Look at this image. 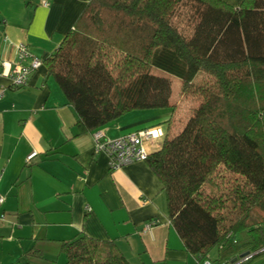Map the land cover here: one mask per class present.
<instances>
[{
  "label": "trees",
  "instance_id": "16d2710c",
  "mask_svg": "<svg viewBox=\"0 0 264 264\" xmlns=\"http://www.w3.org/2000/svg\"><path fill=\"white\" fill-rule=\"evenodd\" d=\"M45 64L75 112V136L172 109L146 160L198 264L264 248V0H90ZM153 69L181 80V98L195 102L186 114ZM61 253L65 264H130L114 241L86 234Z\"/></svg>",
  "mask_w": 264,
  "mask_h": 264
},
{
  "label": "crops",
  "instance_id": "0c3cea01",
  "mask_svg": "<svg viewBox=\"0 0 264 264\" xmlns=\"http://www.w3.org/2000/svg\"><path fill=\"white\" fill-rule=\"evenodd\" d=\"M47 1L0 0V63L19 62L20 43L44 61L21 88L0 74V264H65L62 244L80 234L114 241L130 264H198L147 160L111 169L93 133L75 136L77 117L45 59L90 0ZM171 115L170 108L135 110L100 130L111 139L152 127L166 133ZM163 140L147 142L149 153Z\"/></svg>",
  "mask_w": 264,
  "mask_h": 264
},
{
  "label": "built area",
  "instance_id": "2783aa9c",
  "mask_svg": "<svg viewBox=\"0 0 264 264\" xmlns=\"http://www.w3.org/2000/svg\"><path fill=\"white\" fill-rule=\"evenodd\" d=\"M42 4L48 5L49 2L42 0ZM16 49L19 62L9 64L8 67L0 63V74L10 79V87L17 89L29 83L30 76L43 65L44 61L34 55L24 43L17 45ZM5 91V87H0V98ZM93 135L96 144L95 151L103 152L108 156L111 169H120L131 163L146 160L150 153L145 144L163 138L165 131L161 127H152L111 139L106 138L104 132L98 129L93 132ZM36 156L37 152H32L27 160L31 161ZM4 201L5 197L0 194V205ZM200 264H212V261L206 259Z\"/></svg>",
  "mask_w": 264,
  "mask_h": 264
},
{
  "label": "rangeland",
  "instance_id": "374dc122",
  "mask_svg": "<svg viewBox=\"0 0 264 264\" xmlns=\"http://www.w3.org/2000/svg\"><path fill=\"white\" fill-rule=\"evenodd\" d=\"M153 73L157 74V75H163V76H167L171 79V84H172V95H171V100L173 102H179L181 105V110L182 113H187L188 110L194 106V101L185 99L183 100L180 96V89H181V80L175 76H170L169 74L160 71L158 69H153ZM200 76H198L195 79V82H199ZM262 252L260 255H258L257 257H254V255L258 254ZM216 256V251L213 252L212 257ZM239 260H241V262H247L249 261V264H264V248L260 249L257 252L251 253L246 257H239Z\"/></svg>",
  "mask_w": 264,
  "mask_h": 264
},
{
  "label": "water",
  "instance_id": "95a60500",
  "mask_svg": "<svg viewBox=\"0 0 264 264\" xmlns=\"http://www.w3.org/2000/svg\"><path fill=\"white\" fill-rule=\"evenodd\" d=\"M248 255H249L248 253H245V254H243L242 257H246V256H248ZM232 263H233V264H239V263H241V260H239V258L236 257V258H234V259L232 260Z\"/></svg>",
  "mask_w": 264,
  "mask_h": 264
}]
</instances>
